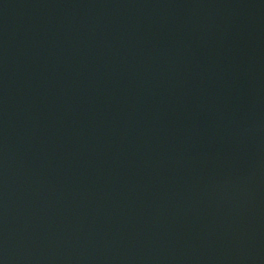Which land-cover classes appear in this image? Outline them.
Wrapping results in <instances>:
<instances>
[{"label": "water", "instance_id": "water-1", "mask_svg": "<svg viewBox=\"0 0 264 264\" xmlns=\"http://www.w3.org/2000/svg\"><path fill=\"white\" fill-rule=\"evenodd\" d=\"M0 264H264V0H0Z\"/></svg>", "mask_w": 264, "mask_h": 264}]
</instances>
